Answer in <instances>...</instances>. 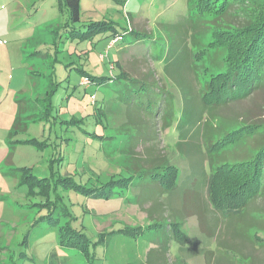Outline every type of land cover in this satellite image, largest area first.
Returning <instances> with one entry per match:
<instances>
[{
	"label": "rangeland",
	"instance_id": "obj_1",
	"mask_svg": "<svg viewBox=\"0 0 264 264\" xmlns=\"http://www.w3.org/2000/svg\"><path fill=\"white\" fill-rule=\"evenodd\" d=\"M61 7L59 0H0V264H139L150 250L166 264H206L211 247L214 257L224 255L226 248L219 244L216 250V237L200 226L209 202L204 180L209 164L197 152L195 95L175 70L179 42L172 25L187 15V0H81L77 22ZM102 20L112 21L116 30L87 26ZM130 27L144 37L124 33L108 47L114 33ZM189 80L195 84L192 75ZM40 100L46 114L36 109L32 118ZM166 108L173 121L164 127ZM19 113L26 130L12 132ZM222 113L264 119V89ZM30 138L36 142L24 141ZM260 140L231 144L236 157L228 159L252 155ZM152 150L178 167L170 193L142 187L146 179L136 177L149 166L145 157ZM20 166L32 167L37 193L28 194L26 183L18 185L21 177L8 173ZM229 170L212 165L216 193L244 179ZM134 178L133 185L120 187L121 179ZM106 187L114 192L105 196ZM186 189L199 201L186 200ZM135 197L139 203L131 200ZM61 211L65 226L77 234L72 244L84 238V253L61 242L48 223L35 224ZM245 218L249 233L264 239V211L250 208ZM173 220L182 222L188 238L168 241L166 254L146 234L149 229L140 233L154 221ZM125 226L129 235L114 233ZM257 254L262 258L264 251Z\"/></svg>",
	"mask_w": 264,
	"mask_h": 264
},
{
	"label": "trees",
	"instance_id": "obj_2",
	"mask_svg": "<svg viewBox=\"0 0 264 264\" xmlns=\"http://www.w3.org/2000/svg\"><path fill=\"white\" fill-rule=\"evenodd\" d=\"M59 1L61 9L67 11L70 22L80 20L81 0ZM187 12L186 16L181 17L172 26L179 42L175 52V59L179 66L177 65L175 70L179 71H177V75L178 73L185 75V80L187 82L188 79L192 93L195 95L194 98L197 102L195 121L199 126L196 129L199 138L197 152L206 154L205 158L209 164V172L204 179L209 202L208 204L205 202L204 209L201 211L200 226L209 237H216V250H218L219 244L226 248L224 255L218 254L215 257L212 247L207 249L205 251L206 264H264V256L261 258L257 254V252L264 251V239L261 240L256 234L249 233L250 227L245 218V214L250 208L264 211V139L262 140L264 138V119L262 117L251 119L245 114L241 116L236 113H222L226 108H231L234 104L249 99L259 89H264V0H187ZM94 24L101 27L108 25L116 30L110 20L92 22L87 26L90 27ZM200 27L203 28L198 31L197 28ZM124 33H130L134 37H144L135 29L132 30V27L125 28L118 34L114 33L113 37L119 35L122 40ZM82 72L84 73L83 70ZM190 75L195 80L194 85L189 80ZM44 104V101L43 103L41 100L40 103L38 102L32 118L38 116V110L40 113L46 114ZM36 109L37 111H35ZM166 112H168V116H166L168 123L164 127L173 121L172 111L168 108L162 117L167 114ZM184 113L185 108L181 115L183 116ZM182 116L177 126L180 125ZM23 118L20 113L17 114L11 128L12 132L26 130V126L22 122ZM208 119L211 122L207 121ZM215 120L220 122L217 123ZM201 121L203 124L200 123ZM200 126L204 128L201 129ZM189 131L185 129L184 133ZM255 136L261 138L255 153L252 155L247 153L245 157L239 158L240 160H236V162H231L228 159V156L236 157L231 151L233 149L231 144H238L248 137ZM24 141L36 142L31 138ZM226 147L230 150L222 151ZM145 159H149L150 164L144 167L143 173L136 176L146 179L140 185L148 186L151 190L165 192V194L175 190L178 167L168 161V158L163 159V155L154 154L153 150L148 152ZM224 164L227 165V168L231 167L229 170L231 175L244 176V179L237 184L232 181L230 186L227 183L226 187L222 188V193H216L214 176L211 174L212 165L223 167ZM31 170L32 167L27 166L8 169L10 175L21 177L19 186L25 183L29 186L27 193L30 195L37 193L32 187L36 177ZM135 180L137 178L124 183L121 179L119 185L124 188L129 183L133 185ZM103 187L105 188V185L100 188ZM106 189L105 196L114 192L109 187ZM195 195L193 191L186 189V200L195 197L199 201V195ZM131 200L139 201L136 197ZM158 204L162 206L161 203ZM59 216L45 215L37 219L35 224L48 223L58 230L61 242L66 239L70 241L68 243L70 247L84 253V238L80 236V243L72 244L71 235L77 234L65 226L68 221L64 218L65 212L61 211ZM181 227L182 222L177 220L154 221L140 233L144 236L146 230L149 229L146 234L152 236L151 241L158 242L166 254L168 241L178 239L184 243L187 240L188 237L182 232ZM116 232L129 235L132 231L125 226L115 230L114 233ZM69 238L70 240H68ZM151 252L152 250L148 253L149 258L139 264H166L163 257L152 258ZM212 260L215 263H211Z\"/></svg>",
	"mask_w": 264,
	"mask_h": 264
},
{
	"label": "built area",
	"instance_id": "obj_3",
	"mask_svg": "<svg viewBox=\"0 0 264 264\" xmlns=\"http://www.w3.org/2000/svg\"><path fill=\"white\" fill-rule=\"evenodd\" d=\"M119 40H121V36L117 35L110 39L108 47L113 46L115 43H117ZM100 57H104V54H100Z\"/></svg>",
	"mask_w": 264,
	"mask_h": 264
}]
</instances>
